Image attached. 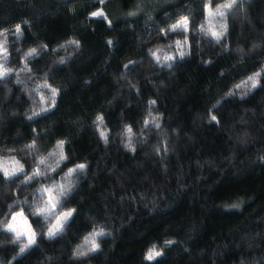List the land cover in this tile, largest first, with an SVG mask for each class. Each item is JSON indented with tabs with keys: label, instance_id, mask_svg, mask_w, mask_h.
<instances>
[{
	"label": "trees",
	"instance_id": "trees-1",
	"mask_svg": "<svg viewBox=\"0 0 264 264\" xmlns=\"http://www.w3.org/2000/svg\"><path fill=\"white\" fill-rule=\"evenodd\" d=\"M226 2L214 0L210 11ZM206 3L0 0V30L22 25L19 38L0 36L8 48L0 71L13 70L0 80V164L11 168L15 157L29 174L50 173L27 184L0 173V264H264V0H244L226 19L209 15ZM182 16L192 31H168ZM225 23L219 44L200 31ZM185 35L181 59L175 41ZM257 72L260 85L241 99ZM51 88L56 106L29 120L50 105ZM212 115L219 123H209ZM126 126L135 152L124 147ZM34 139L37 149H28ZM60 140L68 159L52 172ZM80 163L86 169L66 176ZM69 182L57 214L75 212L49 239L48 223L30 214L48 199L38 189L58 195ZM22 209L44 234L19 255L24 243H11L3 224ZM100 230L99 250L76 257ZM153 245L163 255L148 261Z\"/></svg>",
	"mask_w": 264,
	"mask_h": 264
},
{
	"label": "snow or ice",
	"instance_id": "snow-or-ice-1",
	"mask_svg": "<svg viewBox=\"0 0 264 264\" xmlns=\"http://www.w3.org/2000/svg\"><path fill=\"white\" fill-rule=\"evenodd\" d=\"M244 0H228V2L217 5L216 6V11L213 13L210 11L214 0H208V3L204 5L205 11L208 12L209 15H219L221 18L227 17L228 13H231L233 9L237 8V5L243 4ZM242 10V9H238ZM93 15H102V13H94ZM223 31H205L203 26H201L200 31L204 33V35H210L212 40L215 41V43L219 44L222 40V38L226 35L227 33V24L221 25ZM170 32L178 33V32H183V33H190L192 31L191 25H190V20L189 17L187 16H182L180 20H178L175 24L171 26V28L168 30ZM163 34L167 35L166 32ZM8 35H14L17 38L22 35V25L21 24H16L14 32H11L9 29L4 28L3 30H0V36H5V40H7ZM109 45L111 46L113 44V41L108 42ZM176 47L180 49L177 53V55L183 59V57L189 53L185 52L183 50L184 45H188L190 47V41H189V36L185 35L183 37V44L181 43V40L177 39L175 41ZM77 46H79L77 42ZM0 49H2V54L4 57V60L7 61L8 59V48L5 47L3 44H0ZM37 50L32 49L28 55H36ZM151 56L156 58L157 62L159 63V57L156 56L155 52L150 53ZM176 57L174 56H166L164 58L165 61H173ZM60 63H64V61H60ZM0 67H3V65H0ZM127 67V65L125 66ZM13 70L12 69H7L5 68L3 71H0V80H3L6 78ZM29 72H31V69H28ZM260 76L261 73L257 72L253 76H249L246 81L243 82L244 85H248L249 83L251 84V87L247 89V91L244 93L243 96H241V99L244 98V96L248 95L253 89L257 88L260 85ZM19 82V81H18ZM44 87H49L47 83L44 84ZM241 85H236V88L239 89ZM51 103L48 107L41 108L40 112H34L32 116H29L28 119L31 120L36 116H39L43 112L49 111L51 108L56 106L57 100L56 97L58 96V89L56 88H51ZM229 95H235V93H229ZM41 101H44V97L41 96ZM152 105L155 104V101L151 102ZM217 104H219V101H217ZM217 105H213V109L216 108ZM97 120L100 122V124H103V117L98 116ZM156 118H154V123L156 128H160L161 125L158 122H155ZM219 123V120L216 115L211 116V120L209 123ZM150 124L149 120L144 121L145 128H147ZM99 127V126H98ZM35 131V130H34ZM100 136L107 142L108 134L105 131H100ZM125 134L127 135L128 139L127 142L124 144V147L132 152H135V147L133 146V129L131 126H126L125 128ZM65 141L60 140L58 141L56 147L59 149V159L56 163V167L53 168L51 171L55 172L56 168H59L63 162H65L68 157L65 156L64 154V146H65ZM28 149L31 150H36L37 145L35 142V139L33 140L32 144H29L26 146ZM12 160L14 162L13 166L9 168L5 164H0V173H2L3 179L4 180H12V178L17 177L19 175H24L25 179L22 181V183H30L31 181L39 178V177H45L48 178L50 177V173H45L41 171L39 167H36L33 169L31 174L27 173L25 171V165L20 163L19 160H16L15 157H12ZM45 161L41 159L39 161V164H44ZM87 165L84 163H80L75 165V167H70L68 168V171L66 173V176H72L75 173L82 172L84 169H86ZM54 182V181H53ZM74 185L69 182L68 185H59V193L58 195L53 194V189L51 187H42L38 189L43 194H47L48 199L44 202L43 206L37 207L35 211L31 212L30 214L34 217H43L44 221L48 223V229H47V237L49 239H52L64 231V229L68 226L69 221L73 217V214L75 212V209H68L67 211H60L58 214L57 210L59 208L63 207V204L65 200L67 199L68 195L70 194L72 188ZM233 208H238L239 205H232ZM52 215H55V220L51 221L49 217ZM17 216L24 217V224L27 225L26 230L21 231L18 230L13 221L16 220ZM2 223V222H0ZM3 231L5 232H10L13 234V239L11 240V243H19L21 240V237H24L27 240V243L22 244L19 250V255L24 254L28 249L32 248L36 242H37V237L39 235L44 234L42 231L38 233L35 231L31 225L29 224L28 218L24 214V210L22 209L20 212H14L11 221L3 224ZM106 233L103 230L100 231H93L92 233L89 234V237L85 238V241L87 244H90V247L87 249V251L83 250H78L77 252L74 253L76 257H81V256H86L89 253L96 252L99 250L100 245L99 243L96 242V237L99 236H104ZM168 244L173 243L172 241H168ZM155 245L151 249L148 250V254L146 255V260L148 261H153L157 257H160L163 255L162 251H156L155 250Z\"/></svg>",
	"mask_w": 264,
	"mask_h": 264
},
{
	"label": "rangeland",
	"instance_id": "rangeland-1",
	"mask_svg": "<svg viewBox=\"0 0 264 264\" xmlns=\"http://www.w3.org/2000/svg\"><path fill=\"white\" fill-rule=\"evenodd\" d=\"M182 43V42H181ZM183 44V43H182ZM177 48V47H176ZM180 49L177 48V51H179ZM183 50L186 52L187 50V45H184ZM57 214V213H56ZM12 217V216H11ZM55 220V219H54ZM11 221V218H10ZM13 223L15 224V226L17 227L18 230L24 231L27 228V225L24 224V217L21 216H17L16 220L13 221ZM23 243H27V240L24 237H21V240ZM90 247V244H89Z\"/></svg>",
	"mask_w": 264,
	"mask_h": 264
}]
</instances>
